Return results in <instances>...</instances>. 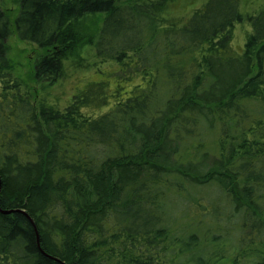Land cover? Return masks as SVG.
<instances>
[{
    "label": "trees",
    "instance_id": "trees-1",
    "mask_svg": "<svg viewBox=\"0 0 264 264\" xmlns=\"http://www.w3.org/2000/svg\"><path fill=\"white\" fill-rule=\"evenodd\" d=\"M172 1L19 0L33 82L115 65L61 109L0 9V264H264V7L239 52L240 0Z\"/></svg>",
    "mask_w": 264,
    "mask_h": 264
},
{
    "label": "rangeland",
    "instance_id": "rangeland-1",
    "mask_svg": "<svg viewBox=\"0 0 264 264\" xmlns=\"http://www.w3.org/2000/svg\"><path fill=\"white\" fill-rule=\"evenodd\" d=\"M207 0H173L169 5L166 16L175 19H186L193 10L200 8ZM264 7V0H240L239 12L244 20L235 25L233 31L232 47L236 51H241L247 33L251 28L246 16L257 14ZM0 9L7 15L10 24V36L7 39V55L15 66V74L34 90L38 99H46L49 103L64 108L70 101V97L77 88H82L87 82L105 81L108 74L115 69L112 63L99 64L102 66V74H94L93 66L87 70H76L71 63H66L63 76L52 85L48 83H36L32 81L31 70L38 53L35 44L21 41L17 38L14 22L18 15L19 0H0ZM86 56L91 58V50H86ZM96 59H90L93 65ZM23 80V81H24ZM24 81V82H25Z\"/></svg>",
    "mask_w": 264,
    "mask_h": 264
},
{
    "label": "water",
    "instance_id": "water-1",
    "mask_svg": "<svg viewBox=\"0 0 264 264\" xmlns=\"http://www.w3.org/2000/svg\"><path fill=\"white\" fill-rule=\"evenodd\" d=\"M0 212H1L2 214H9L11 211H1V210H0Z\"/></svg>",
    "mask_w": 264,
    "mask_h": 264
}]
</instances>
